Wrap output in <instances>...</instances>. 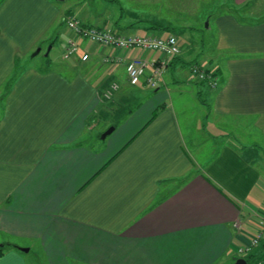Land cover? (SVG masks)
I'll return each mask as SVG.
<instances>
[{"label":"crops","instance_id":"crops-1","mask_svg":"<svg viewBox=\"0 0 264 264\" xmlns=\"http://www.w3.org/2000/svg\"><path fill=\"white\" fill-rule=\"evenodd\" d=\"M66 14L95 26L65 0H0V244L16 247L0 264H30L33 248L42 264L235 263L264 218V22L220 20L217 48L237 57L217 67L218 90L190 79L193 60L211 67L181 42L165 86L122 96L142 98L100 133L98 89L123 82L130 58L159 55L78 39L59 64L54 50L75 38ZM114 55L122 64L105 63Z\"/></svg>","mask_w":264,"mask_h":264},{"label":"rangeland","instance_id":"rangeland-1","mask_svg":"<svg viewBox=\"0 0 264 264\" xmlns=\"http://www.w3.org/2000/svg\"><path fill=\"white\" fill-rule=\"evenodd\" d=\"M65 2L66 6L71 8L84 21L93 19L94 23L92 25L95 26L107 24L112 29L127 32H137L138 30L149 32L151 31L149 27L152 25H161L162 30L159 32H165L164 30L166 29L168 31L165 33H171L179 39L180 43H183L185 55L188 54L195 60L198 59L199 63L205 62L206 68H213L209 70L202 69L207 75L210 74L218 83L214 88L215 90H218L224 81L222 72L217 67L224 69L228 61L237 57L236 54L231 53V50L223 51L217 48L219 38L218 24L220 20L224 17H230L240 21V17L243 18L244 23L256 24V20L264 19V0H65ZM73 16L69 15L68 17L67 15L68 19ZM73 18L78 19L76 17ZM68 19H65L64 22L66 26ZM79 21L81 22V20ZM80 51L81 46L78 53L71 59L77 56ZM54 55L61 58V61L58 62L59 64L64 65L72 62V60L66 61L63 59L64 54L60 45H58L57 50H54ZM84 55H82L81 60ZM39 58L42 57L40 56ZM195 67L200 66L193 60L190 64V79L196 84L207 85V87L212 89L209 82H202L196 79L197 77L193 74V68ZM167 72L162 74L161 79H166ZM126 80L130 86L126 83ZM120 82L121 79L111 83L105 82L106 84L97 91L102 106V113L99 117H95L96 121L92 123L94 125L93 128L97 132L100 131L101 133L104 130L109 123L108 120L113 121L114 110L121 112L127 108L124 111V114L127 115L128 112L135 109L138 103L141 102L142 97L137 93L138 98L131 99L126 103L128 99H123L124 97L122 96L131 95L130 97L133 98L136 91L139 92V85L131 84L128 77L123 82ZM114 84H117L116 88L113 87ZM142 84L154 90L152 85H147L148 83ZM165 84V81H163L160 84V88L165 86ZM203 99L202 97V103H205ZM187 108L189 109L187 117L193 123L197 118L198 110H191L189 106ZM106 114L110 116L106 117ZM116 121H119V119ZM257 158H259V162L264 166V156H258ZM262 242L257 244L255 249L259 248ZM247 256L249 255H244L242 258ZM28 261H30V264H42L44 262L42 250L33 248L28 255ZM33 261L34 263H32ZM260 262H264V257L257 258L250 264H260Z\"/></svg>","mask_w":264,"mask_h":264},{"label":"built area","instance_id":"built-area-1","mask_svg":"<svg viewBox=\"0 0 264 264\" xmlns=\"http://www.w3.org/2000/svg\"><path fill=\"white\" fill-rule=\"evenodd\" d=\"M67 26L75 35V38L68 41L64 53L65 59H71L80 50L78 39L86 40L100 47L113 48L117 52L139 50L143 53L158 54L159 57L155 60L140 56L130 58L126 62V74L129 82L133 85L148 83L147 85H152L154 89H159L161 87L160 84L164 81V78L161 79L162 74L168 71L171 62L181 54V43L172 34L164 36L124 34L112 28L88 26L73 17L67 20ZM88 57L89 55L85 54L82 60L87 61ZM122 62L123 59L115 55L105 59V63L109 64L118 65L122 64ZM193 70V74L197 77L196 79L202 82H209L212 89L218 84L201 67H195ZM113 87L116 88L117 84H114ZM257 224H259L257 232L250 238L249 244L237 249L240 256L250 255L256 245L264 241V218H261ZM260 264H264V262H260Z\"/></svg>","mask_w":264,"mask_h":264},{"label":"trees","instance_id":"trees-1","mask_svg":"<svg viewBox=\"0 0 264 264\" xmlns=\"http://www.w3.org/2000/svg\"><path fill=\"white\" fill-rule=\"evenodd\" d=\"M239 19H240V22H243L244 21L243 18H240L239 17ZM256 21H257L256 23H262V22H264V19L263 20H256ZM149 28L151 30L157 31V32L160 31V30H162L161 25H159V24H154V25H152ZM164 31L167 32L168 30L165 29ZM165 32H163V33H165ZM167 34H171V33H166V35ZM14 248H16V247L14 245H12V244H0V258L5 255V253H6L7 250L14 249ZM257 255H258L257 253L256 254L255 253L253 254V252H252L249 256L245 257L244 259L247 261L248 264H250L253 260H256L258 258Z\"/></svg>","mask_w":264,"mask_h":264},{"label":"water","instance_id":"water-1","mask_svg":"<svg viewBox=\"0 0 264 264\" xmlns=\"http://www.w3.org/2000/svg\"><path fill=\"white\" fill-rule=\"evenodd\" d=\"M51 48H49V51H50ZM40 49L37 50V52L35 53V55H38L40 53ZM115 127L112 126L110 127L108 130H106L103 134H102V139H106L108 136H110L114 131H115ZM21 251H24V252H29V249L27 248H20ZM233 264H248L247 261L244 259V258H240L238 259L235 263Z\"/></svg>","mask_w":264,"mask_h":264}]
</instances>
